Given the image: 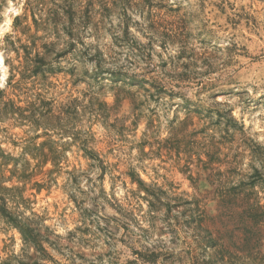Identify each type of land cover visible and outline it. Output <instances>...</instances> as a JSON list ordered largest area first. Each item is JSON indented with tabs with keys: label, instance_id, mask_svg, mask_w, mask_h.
<instances>
[{
	"label": "rangeland",
	"instance_id": "rangeland-1",
	"mask_svg": "<svg viewBox=\"0 0 264 264\" xmlns=\"http://www.w3.org/2000/svg\"><path fill=\"white\" fill-rule=\"evenodd\" d=\"M12 5L0 88L45 56L54 118L1 124L0 264H264V0Z\"/></svg>",
	"mask_w": 264,
	"mask_h": 264
},
{
	"label": "trees",
	"instance_id": "trees-1",
	"mask_svg": "<svg viewBox=\"0 0 264 264\" xmlns=\"http://www.w3.org/2000/svg\"><path fill=\"white\" fill-rule=\"evenodd\" d=\"M9 65L10 75L7 81V88H0V128L2 123L8 121L22 124L24 120H27L34 129L43 128V135L49 138L54 118L52 102L47 100L45 95L39 91L32 90L30 86L32 80L30 79L38 74L45 75L52 72L53 65L47 61L45 56L37 58L27 57L26 60L20 61L18 65L14 63ZM28 110L29 113H26ZM54 154L55 152L50 157L52 160L57 159ZM48 159L45 158L44 163ZM18 162L19 158L7 152L3 148L0 139V215L6 217L15 226H18L22 230L23 235H26V229L7 207L9 198H11L7 195V191L19 189L18 185H7L8 182L12 181L13 176L17 175L18 180H21V177L18 176ZM8 172L11 173L10 176H7ZM29 240L33 239L30 238Z\"/></svg>",
	"mask_w": 264,
	"mask_h": 264
},
{
	"label": "clouds",
	"instance_id": "clouds-1",
	"mask_svg": "<svg viewBox=\"0 0 264 264\" xmlns=\"http://www.w3.org/2000/svg\"><path fill=\"white\" fill-rule=\"evenodd\" d=\"M7 3L9 4V5H12V0H7ZM12 6H14V5H12ZM19 7H23V5L21 4V5H19ZM19 13L17 12L16 13V15H18ZM136 19H139V17L137 16L136 17ZM0 66H3V56L2 55H0ZM5 71H6V69H5ZM197 71H199V69L197 70ZM4 85H3V82L2 81H0V87H3ZM249 91L251 92V89H249ZM239 111V109H237V112ZM233 115H235V113H233Z\"/></svg>",
	"mask_w": 264,
	"mask_h": 264
}]
</instances>
